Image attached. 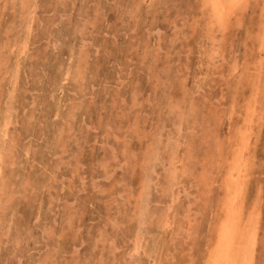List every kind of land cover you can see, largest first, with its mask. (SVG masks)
Segmentation results:
<instances>
[{"label":"rangeland","instance_id":"374dc122","mask_svg":"<svg viewBox=\"0 0 264 264\" xmlns=\"http://www.w3.org/2000/svg\"><path fill=\"white\" fill-rule=\"evenodd\" d=\"M39 1L41 2H38V0H31L27 9L23 10V8H21L20 6L21 0H17V3L16 0H4L3 2L2 0H0V72L1 70L3 71L0 73V152L2 151L1 153L8 158L10 155L13 156H11L12 160L11 158H9L10 162H8V159L4 156L6 164L3 163L0 168V179L3 180H0L3 183L2 184L0 182V188L2 187L0 189V211L3 208H7L3 209V211L0 212V234L2 233L0 235V241L1 237H4V239H2V241L0 242V264H5L7 259L8 263L6 264H204L205 258L207 256V250L209 248H212L215 244V234L218 222L221 218L220 212L222 213V205L220 206V204H224L226 201V199L223 198L225 200L224 201L222 197H224V195L226 194L224 185L228 180L227 174L229 172V167L233 165V160L235 159L237 154H239L238 152L241 151V146L244 144V142L247 144V146L244 148L245 150L243 149V162L245 163V170L242 172L243 174L241 173L242 180L240 182V195L243 192V197L241 195L240 197L242 198H240V200L242 199L243 201H245H241L242 208H244L243 220L247 221V218L251 219L253 223L251 222L252 224L249 223V225H253L255 223L258 230L256 236L257 244L256 251L253 257V264H262L264 262V54L261 51L264 52V0H248L246 6L241 9L242 11L238 10V13L236 12L233 17L230 18L227 25L228 27L225 26L224 28L226 30V33H224L225 30H222V34L219 33V30L215 31L217 33L214 34L215 41L213 43L212 41H209L208 38L209 31L207 30L209 29V27L207 26V17L209 15L208 12L210 11L208 6H206V0ZM134 1L138 4H135ZM151 2L153 3V5ZM115 5L117 6L115 7ZM6 9H9V11ZM7 13L9 15H7ZM30 14L32 17H29ZM38 14L39 17L36 18ZM200 15L202 16V18ZM13 16L15 18H13ZM239 18H241V21H239ZM233 19H235L236 22ZM242 19H244L243 21L245 22V24ZM26 26H28V28L32 30H28ZM32 26L34 28H32ZM223 33L225 35L224 37ZM217 37H219V40L217 39ZM24 41L26 43H24ZM57 42L59 43V45ZM220 42L223 44H218ZM24 46H26V50ZM256 48H258L257 51ZM23 50L25 53L23 52ZM15 51H17V54H15ZM202 56L204 58H202ZM86 58L87 60L85 61ZM242 58L244 59V61ZM258 58L259 60H257ZM242 61L244 64H241ZM220 62L222 63V65H220ZM60 63L62 64L61 67ZM64 63L67 64L65 65ZM259 63L262 66L257 65ZM18 65H20L19 68L17 67ZM254 66L258 69L254 68ZM8 68L9 70H7ZM61 68H64L66 71L64 69L62 70ZM245 68L250 71H247V69ZM17 70H19V72ZM84 70L87 74H85ZM54 71H56L57 73L55 74ZM73 71H75L76 73H74ZM94 71L96 72V74H94ZM60 74H62V78L60 77ZM170 74H175L173 75L174 80ZM55 75L57 76V78H55ZM254 75L256 76L254 77ZM170 77L172 79H170ZM17 78L20 80H18ZM7 80L9 83L7 82ZM169 80H171V82ZM238 80L239 82H237ZM249 83L252 84L250 85ZM255 86H257V89ZM258 87L260 88L258 89ZM76 88L78 89L76 90ZM168 92H170V94ZM119 94L121 95L119 96ZM154 94L156 96L154 97V99H151L153 98ZM258 94L260 95L259 97ZM200 95H205V98L201 96V100L199 98L197 99L196 97H200ZM251 97H253V99ZM104 99L106 100L105 102ZM195 99H197V101ZM250 99H252L253 102H251L252 100ZM152 100L155 103H153ZM198 100L202 103L204 108L207 109H202L201 107L203 106L201 104H198ZM245 100H247L248 102ZM255 104L259 105L256 106ZM188 107L192 109L190 110ZM211 107L213 110H210ZM199 109L204 111L200 112V114H204L201 115L204 116L205 120L201 115H199V111H201ZM196 110L199 111L196 112ZM257 110L259 113L257 112ZM11 111L13 112V114ZM231 111L233 113H231ZM2 112L4 114H2ZM67 112L69 114H67ZM238 112L240 114V117L242 116L241 118L238 116ZM232 114H234L235 116ZM197 115L201 117L197 118ZM244 115H248L247 118H245L246 121H243L245 120L243 118L246 117ZM256 116L259 117L257 118ZM206 117L209 119H207ZM219 118L222 119L221 122L218 121L221 120ZM73 119H75L74 122ZM4 120L5 122H7L8 120L7 133L5 135L3 131H1L2 125L5 126ZM177 120H179V122ZM228 120H230L231 122ZM241 120L242 122H240ZM197 121L199 122L197 123ZM232 121L236 122V124ZM258 121L261 123L259 124ZM202 122H204L203 126H207L209 124L207 126L208 130H213L212 133L218 135L216 136L210 133V136L213 135L215 137H211V139L210 137H206L207 135L204 136V134H207V132L209 133L210 131L204 132L203 129H206V126L203 127L201 125ZM217 122H220V125ZM215 123L219 126L217 125L216 127ZM212 124L215 126H213ZM178 125L180 128L178 127ZM246 125H249L250 127L252 126V129L250 128L249 130V134L251 135L246 136V133L244 135V131H246ZM231 126H235L236 128H231ZM191 127L193 129H191ZM77 128L79 129L77 130ZM105 128L108 130H106ZM178 128L180 129V132ZM91 129L95 132L91 131ZM200 129H202V133H200ZM232 129H234L235 132ZM239 129L241 131L243 129L244 130L241 132L238 131ZM88 131H90L91 133ZM230 131H233L235 133V139L230 138L231 135L234 134H231ZM137 133L139 134V136ZM240 134L242 137L240 136ZM174 137L177 138L175 139ZM187 137L189 138V140ZM147 138L149 139L145 141V139ZM206 138L210 139L211 141L207 140ZM227 138L230 139L228 140ZM247 138H249L248 141L246 140ZM213 139L215 141H213ZM123 140H126V142ZM141 140L145 141L147 144H145V142L143 143ZM230 140H233L232 142L234 143H232ZM93 141L96 143H94ZM208 141L209 143H207ZM228 141H230V143ZM91 142L94 144H92ZM225 142L227 143L225 144ZM204 143L208 144V146ZM125 144H128V146H126ZM194 144L196 147H192ZM220 144H223V146H225L223 147ZM233 144L235 147L231 148ZM105 145L107 146L105 147ZM163 145H165L164 147L168 149L167 150L165 148L166 152L163 148ZM172 145L174 146V148L177 147L174 149L175 154H173V156L171 154L174 153ZM209 145H212V147L210 146L209 148L210 150H208ZM158 148L160 149V153L161 151H164L160 154ZM190 149L192 150L190 151ZM217 149L220 151H218ZM233 150H235L236 152ZM8 151H11V153H7ZM133 151L135 152L132 153ZM212 151L215 154H213ZM190 152L192 153V155L190 154ZM221 152L224 156H220ZM167 153L169 154L170 158L169 156H167ZM209 153H211L212 155ZM216 153H218L217 157ZM202 154L205 156H202ZM189 155H191L192 158H196L192 166H197H194L195 168H193L192 170L188 169L189 167H192L191 163H193V160H190L192 162L188 161L189 158H191ZM162 156L165 157L162 158ZM225 156H228L230 158L227 159V157L225 158ZM146 157L148 160L146 159ZM150 157H153V159ZM220 157L223 158L224 161L226 159L228 161L226 160L225 163ZM149 158L153 161H150ZM166 159H169V161H167L169 162L168 164L165 161ZM250 159L252 160V162ZM215 160H218L219 162L223 161V165ZM112 162L114 164L116 163V165H114ZM150 162L155 163L156 167H153V163L151 164ZM123 163L125 164L123 165ZM162 163L165 164L162 165ZM207 163L210 166L207 165ZM214 163L215 166L216 164H221L222 166H220L222 168H218L217 166V169H215V166L213 167ZM126 164L128 165V167ZM7 165L9 167H7ZM161 166H163L162 168L168 170H159ZM224 166L228 170L226 168H223ZM3 167H6V170ZM149 167H152L153 171L149 169ZM199 167H201L202 169ZM204 167L207 168L205 169ZM251 167H253V169L250 170ZM128 168H132L134 170L131 169V172L130 169L128 170ZM143 168L147 171L142 170ZM2 169L5 172L4 174L3 171H1ZM218 169L220 170L218 171ZM190 170L194 172L191 173ZM200 171L201 174H195ZM205 171L207 177L205 175ZM224 171H226L227 173ZM146 172L149 173L147 174ZM189 172L192 178L189 176ZM157 173L160 175L159 177L162 176L163 182L161 181L162 179L158 177ZM209 173L211 177H213V179L209 177ZM216 173L218 176L216 175ZM3 175L6 177H4ZM196 175H198V178L195 177ZM187 177H190V179L192 180L190 181ZM215 177L217 178V180ZM218 178L223 179L220 181ZM210 179L211 181H209ZM158 180L164 184L161 183V185ZM173 180L175 182H173ZM207 180L209 181V183L211 182V184H208ZM214 180H216V182ZM9 181H11L12 183L10 182V184ZM194 181L196 185L194 184ZM196 181L199 182L196 183ZM7 183H9L10 185ZM47 183H50V185ZM167 183H169L168 185H171L168 187V185H166ZM201 184L203 185V188L205 186L204 190H206V192L201 188ZM208 185L212 186H210L209 188ZM220 185H223L224 188ZM152 186L155 188L154 190ZM160 186H162V189L159 188ZM133 187H135V189ZM188 187L192 188V190ZM4 188L5 193L3 190ZM165 188L169 191H167ZM170 189L172 190V194H170ZM213 189L214 191H212ZM185 191L187 194L185 193ZM194 192H196L197 194L200 193L201 195H197ZM5 194L6 197L4 196ZM166 194H169L172 199L170 197L168 199L169 195L166 196ZM144 196L145 200L143 199ZM164 196H166L165 199ZM119 197L121 198V200ZM158 197H160V199ZM156 198H158V200ZM192 198L195 199L196 202ZM170 199L171 202H169ZM161 200L163 202L159 203V201ZM8 202H10V205H5ZM179 204H182L180 205L182 206V208L179 206ZM66 205L67 207L65 208ZM138 205L141 212H143L144 210L147 211L146 209L149 208L147 212L144 211L146 214L148 213L146 215V217L148 218L142 217L143 219L141 225L139 221H137L140 214ZM196 206H198L197 209H195ZM152 207L153 210L151 209ZM166 208H168L169 211H167L168 209ZM192 209L195 210L192 211ZM128 210L129 212H132L131 215L128 213ZM253 210L255 211L252 213ZM65 211H67V214L69 216L65 213ZM166 211L168 212V214ZM197 211L200 213H197ZM149 212H151V214ZM190 212L193 215H190ZM202 213L205 214L203 215ZM149 214L151 216L154 215V218L148 216ZM176 214L178 217L176 216ZM175 216L176 219H174ZM10 217H12V219ZM59 217H61V219ZM150 217L152 221L149 222V220H151ZM164 217L171 219V225L167 226L166 228L163 224L165 219ZM132 218L134 219V221ZM42 219L46 221L45 224L44 221L40 223ZM259 219L260 221H258ZM144 220L148 222L146 223L144 222ZM155 220L157 221L154 223L153 221ZM176 220H178V222ZM54 221L57 222L54 223ZM70 222L72 223V225ZM53 223L54 225L53 227H51V224ZM114 223L116 225H114ZM142 224H144V226ZM150 224L152 225V227H150ZM3 225L6 226V230ZM41 225L44 226L42 227L43 230L40 229ZM177 227L179 229H176ZM10 228H13V230ZM18 230L20 231V233ZM10 231L13 233H11ZM176 231L178 234H176ZM68 232H70V234ZM43 234L45 238H43ZM50 234L52 235L50 236ZM15 235L17 236V239ZM137 235L139 239L141 236L140 241L141 246L143 247V249L140 250L138 256L134 253V243H136L138 239ZM6 237L8 240L10 238L11 239L9 241H6ZM17 240H19V243L17 242ZM22 243H26L27 246L26 244L23 245ZM55 243L57 246L54 245ZM16 244L18 245V247L16 246ZM53 245L54 248L52 247ZM11 248L15 250L12 251ZM48 249L49 251L51 250L52 253H49V251H47ZM55 251H58V253H60L56 254ZM15 255L17 256L16 259L19 257L20 258L14 260ZM5 257H7V259H5ZM201 257L202 259L200 260ZM54 259H56V261ZM45 261L47 263H45Z\"/></svg>","mask_w":264,"mask_h":264},{"label":"bare ground","instance_id":"6f19581e","mask_svg":"<svg viewBox=\"0 0 264 264\" xmlns=\"http://www.w3.org/2000/svg\"><path fill=\"white\" fill-rule=\"evenodd\" d=\"M4 0H2V2H3ZM20 1V0H19ZM30 1L31 0H21V5H20V2H19V5L21 6V8H23V10H25V9H27V7L29 6V3H30ZM33 1V0H32ZM122 1V0H121ZM120 1V2H121ZM144 1V0H143ZM155 1V0H154ZM255 1V0H254ZM15 2V1H14ZM35 2V1H34ZM38 2H41V1H39L38 0ZM50 2V1H49ZM125 2V1H124ZM150 2V1H149ZM10 3H11V1H10ZM16 3H17V0H16ZM51 3H52V1H51ZM122 3V2H121ZM128 3V2H127ZM134 3H135V1H134ZM133 3V4H134ZM141 3V2H140ZM152 3V2H151ZM156 3V2H155ZM246 3H248V0H206V6H208V8H209V11L210 12H208L209 13V15H208V17H207V26L209 27V29L207 30V31H209V36H208V38H209V41H212V43L215 41L214 40V34H216L217 32H215L216 30L218 31L219 30V33H221L222 34V30H225L224 28H225V26L226 27H228L227 25H228V23H229V20H230V18L231 17H233V15L238 11V10H241V9H243L245 6H246ZM263 3V2H262ZM1 4V3H0ZM32 4V3H31ZM41 4V3H40ZM118 4V3H117ZM125 4V3H124ZM123 4V5H124ZM135 4H138V3H135ZM264 4V3H263ZM18 5V6H19ZM38 5V4H37ZM42 5V4H41ZM54 5V4H53ZM58 5V4H57ZM121 5V4H120ZM152 5H153V3H152ZM44 6V5H43ZM59 6V5H58ZM117 5H115V7H116ZM134 6V5H133ZM132 6V7H133ZM136 6V5H135ZM155 6H156V4H155ZM50 7V6H49ZM124 7V6H123ZM137 7V6H136ZM122 8V7H121ZM131 8V7H130ZM139 8V7H138ZM156 8H157V6H156ZM2 9V8H1ZM14 9V8H13ZM34 9H35V5H34ZM71 9V8H70ZM6 10H8L9 11V9H6ZM20 10V9H19ZM44 10V9H43ZM47 10V9H46ZM50 10V9H49ZM117 10V9H116ZM11 11V10H10ZM14 11H16V10H14ZM34 11V10H33ZM36 11H37V9H36ZM118 11V10H117ZM133 11V10H132ZM131 11V12H132ZM135 11H137V10H135ZM242 11V10H241ZM240 11V12H241ZM23 12V11H22ZM26 12V11H25ZM101 12V11H100ZM109 12V11H108ZM114 12H115V9H114ZM128 12H130V11H128ZM12 13V12H11ZM16 13V12H15ZM18 13V12H17ZM35 13V12H34ZM102 13V12H101ZM238 13V12H237ZM6 14V13H5ZM100 14V13H99ZM125 14V13H124ZM201 14H202V12H201ZM7 15H9L8 13H7ZM6 15V16H7ZM15 16V15H14ZM13 16V18H15ZM21 16V15H20ZM49 16V15H48ZM103 16H104V14H103ZM118 16V15H117ZM154 16V15H153ZM201 16V15H200ZM199 16V17H200ZM207 16V15H206ZM236 16H237V14H236ZM8 17V16H7ZM29 17H32L31 16V14L29 15ZM36 17V16H35ZM39 17V14H38V16L36 17V18H38ZM45 17V16H44ZM65 17V16H64ZM119 17V16H118ZM4 18V17H3ZM11 18V17H10ZM33 18H34V16H33ZM98 18H99V16H98ZM100 18H101V16H100ZM201 18H202V16H201ZM6 19V18H5ZM8 19V18H7ZM93 19V18H92ZM105 19H107V18H105ZM204 19H205V17H204ZM15 20V19H14ZM18 20V19H17ZM28 20V19H27ZM37 20V19H36ZM104 20V19H103ZM233 20H235V19H233ZM244 19H242V21H243ZM1 21V20H0ZM3 21V20H2ZM13 21V20H12ZM29 21H30V19H29ZM31 21H32V18H31ZM34 21V20H33ZM44 21V20H43ZM100 21V20H99ZM122 21V20H121ZM239 21H241V18H239ZM246 21V20H245ZM22 22H23V20H22ZM84 22H86V21H84ZM120 22V21H119ZM124 22V21H123ZM235 22H236V20H235ZM244 22V21H243ZM14 23H16V22H14ZM94 23V22H93ZM247 23V22H246ZM9 24V23H8ZM37 24H39V23H37ZM92 24V23H91ZM151 24V23H150ZM154 24V23H153ZM182 24H183V22H182ZM242 24V23H241ZM244 24H245V22H244ZM262 24V23H261ZM264 24V23H263ZM30 25V24H29ZM32 25V24H31ZM82 25H84V24H82ZM123 25V24H122ZM152 25V24H151ZM197 25V24H196ZM206 25V24H205ZM204 25V26H205ZM259 25V24H258ZM9 26V25H8ZM22 26V25H21ZM20 26V27H21ZM38 26V25H37ZM39 26H42V25H39ZM94 26V25H93ZM110 26V25H109ZM200 26V25H199ZM236 26V25H235ZM246 26V25H245ZM27 28H28V26H26ZM133 27V26H132ZM237 27V26H236ZM32 28H34L33 26H32ZM120 28V27H119ZM136 28V27H135ZM200 28V27H199ZM204 28V27H203ZM30 28H28V30H29ZM75 29V28H74ZM82 29V28H81ZM96 29V28H95ZM102 29V28H101ZM156 29V28H155ZM260 29V28H259ZM263 29V28H262ZM14 30V29H13ZM26 30V29H25ZM32 29H30V31H31ZM97 30V29H96ZM203 30V29H202ZM76 31V30H75ZM135 31V30H134ZM228 31V30H227ZM237 31V30H236ZM257 31H259V30H257ZM17 32V31H16ZM136 32V31H135ZM206 32V31H205ZM204 32V33H205ZM230 32V31H229ZM224 33H226V30L224 31ZM224 33H223V37L225 36L224 35ZM261 33V32H260ZM12 34H13V32H12ZM18 34V33H17ZM29 34V33H28ZM32 34V33H31ZM83 34V33H82ZM85 34V33H84ZM133 34H134V32H133ZM26 35V34H25ZM126 35V34H125ZM137 35V34H136ZM140 35V34H139ZM218 35V34H217ZM216 35V36H217ZM21 36V35H20ZM13 37V36H12ZM29 37H31V36H29ZM88 37H89V35H88ZM91 37V36H90ZM98 38V37H97ZM208 38H206V39H208ZM217 39L219 40V37H217ZM220 39H221V37H220ZM223 39V38H222ZM175 40H176V38H175ZM28 41V40H27ZM222 41V40H221ZM29 42V41H28ZM59 42V41H58ZM57 42V43H58ZM259 42V41H258ZM15 43V42H14ZM24 43H26L25 41H24ZM30 43V42H29ZM55 43H56V41H55ZM209 43V42H208ZM211 43V44H212ZM216 43V42H215ZM16 44V43H15ZM23 44V43H22ZM218 44H223V43H218ZM259 44V43H258ZM258 44H257V47H258ZM10 45V44H9ZM18 45V44H17ZM55 45V44H54ZM58 45H59V43H58ZM85 45V44H84ZM159 45V44H158ZM171 45V44H170ZM208 45V44H207ZM214 45V44H213ZM255 45V44H254ZM261 45V44H260ZM223 46V45H222ZM231 46V45H230ZM256 46V45H255ZM21 47V46H20ZM36 47V46H35ZM56 47V46H55ZM82 47V46H81ZM135 47V46H134ZM225 47V46H224ZM264 47V46H263ZM15 48H18V47H15ZM24 48H25V50H26V46H24ZM45 48V47H44ZM52 48V47H51ZM83 48V47H82ZM133 48V47H132ZM214 48H215V46H214ZM227 48V47H226ZM244 48V47H243ZM10 49H12V48H10ZM213 49V48H212ZM222 49V48H221ZM236 49V48H235ZM51 50V49H50ZM79 50V49H78ZM139 50V49H138ZM216 50V49H215ZM223 50V49H222ZM230 50V49H229ZM244 50V49H243ZM251 50V49H250ZM258 50V48H256V51ZM260 50H262V49H260ZM140 51V50H139ZM210 51V50H209ZM231 51V50H230ZM232 51H233V47H232ZM252 51V50H251ZM253 51H254V49H253ZM255 51V52H256ZM17 51H15V54H17L16 53ZM20 52V51H19ZM23 52H24V50H23ZM136 52V51H135ZM222 52V51H221ZM263 54H264V52L263 51H261ZM6 53V52H5ZM25 53V52H24ZM23 53V54H24ZM146 53V52H145ZM238 53V52H237ZM250 53V52H249ZM14 54V55H15ZM19 54V53H18ZM48 54V53H47ZM227 54V53H226ZM233 54V53H232ZM255 54V53H254ZM262 54V55H263ZM21 55V54H20ZM78 55V54H77ZM103 55V54H102ZM228 55V54H227ZM244 55V54H243ZM71 56V55H70ZM86 56V55H85ZM236 56V55H235ZM234 56V57H235ZM254 56V55H253ZM258 56H260V55H258ZM231 57V56H230ZM237 57V56H236ZM251 57V56H250ZM249 57V58H250ZM2 58V57H1ZM90 58V57H89ZM202 58H204L203 56H202ZM214 58V57H213ZM260 58V57H259ZM259 58L257 59V60H259ZM264 58V57H263ZM16 59H17V57H16ZM21 59V58H20ZM68 59V58H67ZM98 59H99V57H98ZM132 59H133V55H132ZM131 59V60H132ZM225 59H226V57H225ZM243 59V58H242ZM71 60V59H70ZM87 60V58L85 59V61ZM221 60V59H220ZM261 60V59H260ZM263 60V59H262ZM10 61H11V59H10ZM20 61V60H19ZM46 61V60H45ZM83 61V60H82ZM209 61V60H208ZM238 61V60H237ZM243 61H244V59H243ZM243 61L241 62V64L243 63ZM253 61V60H252ZM254 61H255V58H254ZM60 62V61H59ZM84 62V61H83ZM142 62V61H141ZM219 62V61H218ZM218 62H216V63H218ZM9 63V62H8ZM69 63V62H68ZM93 63V62H92ZM221 63V62H220ZM246 63V62H245ZM250 63V62H249ZM262 63H263V61H262ZM1 64V63H0ZM50 64V63H49ZM61 64V63H60ZM65 65L67 64V63H64ZM63 64V65H64ZM90 64V63H89ZM88 64V65H89ZM140 64V63H139ZM142 64V63H141ZM211 64V63H210ZM224 64V63H223ZM244 64V63H243ZM247 64V63H246ZM253 64V63H252ZM256 64V63H255ZM87 65V64H86ZM220 65H222V63L220 64ZM225 65H226V63H225ZM257 65H260V63L259 64H257ZM256 65V66H257ZM4 66V65H3ZM8 66V65H7ZM10 66V65H9ZM19 66L20 65H18L17 67L19 68ZM62 66V64L60 65V67ZM68 66V65H67ZM84 66V65H83ZM90 66V65H89ZM96 66V65H95ZM191 66V65H190ZM189 66V67H190ZM236 66V65H235ZM246 66H248V65H246ZM260 66H262V65H260ZM260 66H258V67H260ZM13 67V66H12ZM34 67V66H33ZM74 67V66H73ZM115 67V66H114ZM141 67V66H140ZM162 67V66H161ZM200 67V66H199ZM219 67V66H218ZM232 67V66H231ZM250 67V66H249ZM249 67H247V68H249ZM252 67V66H251ZM21 68V67H20ZM42 68V67H41ZM46 68V67H45ZM81 68V67H80ZM90 68V67H89ZM95 68V67H94ZM104 68V67H103ZM188 68V67H187ZM247 68H245V69H247ZM254 68H257V67H255L254 66ZM253 68V69H254ZM262 68V67H261ZM5 69H6V67H5ZM16 69V68H15ZM62 69V68H61ZM64 69V68H63ZM62 69V70H63ZM91 69V68H90ZM106 69V68H105ZM129 69V68H128ZM138 69V68H137ZM165 69V68H164ZM258 69V68H257ZM260 69V68H259ZM7 70H9V68L7 69ZM7 70H6V72H7ZM21 70V69H20ZM55 70V69H54ZM57 70V69H56ZM61 70V71H62ZM65 70V69H64ZM83 70V69H82ZM92 70V69H91ZM256 70V69H255ZM18 72H19V70H17ZM46 71V70H45ZM66 71V70H65ZM70 71H72V70H70ZM205 71V70H204ZM220 71V70H219ZM247 71H250V70H248L247 69ZM246 71V72H247ZM254 71V70H253ZM262 71V70H261ZM1 72H3L2 70H1ZM0 72V73H1ZM11 72V71H10ZM13 72H15V71H13ZM17 72V73H18ZM33 72V71H32ZM55 72V74L57 73L56 71H54ZM69 72V71H68ZM74 73H76L75 71H73ZM72 72V73H73ZM84 72H85V70H84ZM95 72V71H94ZM133 72V71H132ZM171 72V71H170ZM258 72V71H257ZM260 72V71H259ZM12 73V72H11ZM20 73H21V71H20ZM27 73V72H26ZM59 73V72H58ZM73 73V74H74ZM105 73V72H104ZM136 73V72H135ZM251 73H253V72H251ZM264 73V72H263ZM8 74H10V73H8ZM34 74V73H33ZM85 74H87L86 72H85ZM89 74H90V72H89ZM94 74H96V72L94 73ZM119 74V73H118ZM168 74V73H167ZM14 75V74H13ZM21 75V74H20ZM61 75L62 74H60V77H61ZM78 75V74H77ZM122 75V74H121ZM139 75V74H138ZM171 76H172V78H173V80H174V76L173 75H175V74H170ZM169 75V76H170ZM177 75V74H176ZM253 75V74H252ZM262 75V74H261ZM264 75V74H263ZM11 76V75H10ZM45 76V75H44ZM50 76V75H49ZM56 76V75H55ZM57 76H58V74H57ZM57 76L55 77V78H57ZM65 76V75H64ZM67 76V75H66ZM74 76V75H73ZM82 76V75H81ZM107 76V75H106ZM160 76V75H159ZM256 75H254V77H255ZM5 77H6V74H5ZM21 77V76H20ZM69 77V76H68ZM89 77V76H88ZM112 77V76H111ZM258 77V76H257ZM261 77V76H260ZM264 77V76H263ZM19 78V77H18ZM17 78V79H18ZM62 78V77H61ZM64 78H66V77H64ZM95 78H96V76H95ZM94 78V79H95ZM106 78V77H105ZM114 78V77H113ZM171 77H170V79H172ZM179 78V77H178ZM188 78V77H187ZM22 79V78H21ZM46 79H48V78H46ZM84 79H85V77H84ZM125 79V78H124ZM264 79V78H263ZM5 80V79H4ZM18 80H20V79H18ZM58 80H59V78H58ZM69 80V79H68ZM72 80V79H71ZM96 80V79H95ZM102 80V79H101ZM108 80V79H107ZM166 80V79H165ZM164 80V81H165ZM176 80V79H175ZM255 80V79H254ZM6 81V80H5ZM4 81V82H5ZM15 81H17V80H15ZM30 81V80H29ZM53 81V80H52ZM64 81V80H63ZM70 81V80H69ZM73 81V80H72ZM81 81V80H80ZM163 81V82H164ZM170 82H171V80H169ZM168 81V82H169ZM236 81V80H235ZM251 81V80H250ZM249 81V82H250ZM264 81V80H263ZM7 82H8V80H7ZM74 82H75V80H74ZM73 82V83H74ZM78 82V81H77ZM134 82V81H133ZM132 82V83H133ZM177 82V81H176ZM237 82H239V80L237 81ZM9 83V82H8ZM72 83V84H73ZM94 83V82H93ZM119 83V82H118ZM135 83V82H134ZM254 83H255V81H254ZM263 83V82H262ZM1 84H2V82H1ZM16 84V83H15ZM14 84V85H15ZM22 84V83H21ZM30 84V83H29ZM35 84V83H34ZM77 84V83H76ZM83 84V83H82ZM123 84V83H122ZM162 84V83H161ZM171 84H173V83H171ZM233 84V83H232ZM250 85L252 84V83H249ZM259 84V83H258ZM4 85V84H3ZM2 85V86H3ZM60 85V84H59ZM66 85V84H65ZM65 85H63V86H65ZM119 85V84H118ZM132 85V84H131ZM145 85V84H144ZM143 85V86H144ZM163 85V84H162ZM161 85V86H162ZM168 85V84H167ZM191 85V84H190ZM237 85H240V84H237ZM236 85V86H237ZM264 85V84H263ZM5 86H6V84H5ZM13 86V85H12ZM16 86V85H15ZM30 86V85H29ZM39 86V85H38ZM41 86V85H40ZM77 86H78V84H77ZM104 86V85H103ZM121 86V85H120ZM126 86V85H125ZM124 86V87H125ZM141 86V85H140ZM173 86V85H172ZM187 86V85H186ZM228 86V85H227ZM258 86V85H257ZM257 86H255L256 87V89H257ZM260 86V85H259ZM17 87H18V85H17ZM79 87V86H78ZM157 87V86H156ZM174 87V86H173ZM241 87V86H240ZM246 87V86H245ZM248 87H249V85H248ZM247 87V88H248ZM262 87V86H261ZM30 88V87H29ZM33 88V87H32ZM105 88H106V86H105ZM107 88H108V86H107ZM164 88V87H163ZM171 88V87H170ZM225 88V87H224ZM254 88V87H253ZM260 87H258V89H259ZM17 89V88H16ZM38 89V88H37ZM40 89H42V88H40ZM78 88H76V90H77ZM112 89V88H111ZM121 89V88H120ZM156 89V88H155ZM162 89V88H161ZM166 89V88H165ZM167 89H168V87H167ZM179 89V88H178ZM182 89V88H181ZM235 89V88H234ZM15 90V89H14ZM27 90V89H26ZM131 90V89H130ZM149 90V89H148ZM180 90V89H179ZM244 90V89H243ZM242 90V91H243ZM251 90V89H250ZM250 90H249V92H250ZM261 90H263V89H261ZM3 91V90H2ZM6 91V90H5ZM9 91V90H8ZM23 91V90H22ZM30 91V90H29ZM43 91V90H42ZM46 91V90H45ZM105 91V90H104ZM107 91H108V89H107ZM116 91V90H115ZM226 91H228V90H226ZM264 91V90H263ZM10 92V91H9ZM15 92V91H14ZM13 92V93H14ZM36 92V91H35ZM103 92V91H102ZM158 92V91H157ZM205 92V91H204ZM255 92V91H254ZM32 93V92H31ZM51 93V92H50ZM84 93H86V92H84ZM164 93H166V92H164ZM169 94H170V92H168ZM196 93V92H195ZM239 93V92H238ZM260 93V92H259ZM3 94V93H2ZM8 94V93H7ZM80 94V93H79ZM110 94V93H109ZM150 94V93H149ZM204 94V93H203ZM234 94V93H233ZM9 95V94H8ZM18 95V94H17ZM106 95H107V93H106ZM121 94H119V96H120ZM156 95H157V93H156ZM155 94H154V96H153V98H151V99H154V97L156 96ZM165 95V94H164ZM3 96H5V95H3ZM10 96V95H9ZM48 96V95H47ZM82 96V95H81ZM94 96V95H93ZM104 96V95H103ZM168 96V95H167ZM182 96V95H181ZM201 96L202 95H200V97H196L197 99L199 98H201ZM205 96V95H204ZM204 96H202V97H204ZM232 96V95H231ZM235 96V95H234ZM252 96V95H251ZM257 96V95H256ZM256 96H255V98H256ZM260 95L258 94V97H259ZM31 97V96H30ZM35 97V96H34ZM69 97V96H68ZM72 97V96H71ZM79 97V96H78ZM96 97V96H95ZM109 97H110V95H109ZM116 97V96H115ZM178 97V96H177ZM2 98V97H1ZM205 98V97H204ZM248 98V97H247ZM252 99H253V97H251ZM36 99H38V98H36ZM41 99V98H40ZM57 99H58V97H57ZM145 99V98H144ZM148 99H149V97H148ZM180 99V98H179ZM197 99H195L196 101H197ZM252 99H250V100H252ZM102 100V99H101ZM101 100H100V102H101ZM201 100V99H200ZM255 100V99H254ZM258 100H260V99H258ZM262 100V99H261ZM77 101V100H76ZM91 101V100H90ZM106 100L104 99V102H105ZM116 101V100H115ZM119 101V100H118ZM151 101V100H150ZM159 101V100H158ZM199 101V100H198ZM203 101V100H202ZM205 101V100H204ZM245 101H247V100H245ZM2 102V101H1ZM6 102V101H5ZM5 102H3V103H5ZM9 102V101H8ZM14 102V101H13ZM35 102V101H34ZM146 102V101H145ZM149 102V101H148ZM147 102V103H148ZM152 102H153V100H152ZM164 102V101H163ZM167 102V101H166ZM190 102V101H189ZM248 102V101H247ZM251 102H253V100L251 101ZM96 103V102H95ZM129 103V102H128ZM153 103H155V102H153ZM195 103V102H194ZM213 103V102H212ZM215 103V102H214ZM244 103V102H243ZM35 104V103H34ZM34 104H32V105H34ZM43 104V103H42ZM93 104V103H92ZM105 104V103H104ZM139 104H141V103H139ZM149 104V103H148ZM151 104V103H150ZM161 104V103H160ZM188 104V103H187ZM197 104V103H196ZM199 105L201 104L202 105V103L199 101V103H198ZM197 104V105H198ZM207 104V103H206ZM210 104V103H209ZM247 104V103H246ZM254 104V103H253ZM252 104V105H253ZM6 105V104H5ZM16 105V104H15ZM66 105H68V104H66ZM103 105V104H102ZM125 105V104H124ZM147 105V104H146ZM195 105V104H194ZM205 105V104H204ZM223 105V104H222ZM230 105H231V103H230ZM232 105H233V103H232ZM256 105V104H255ZM257 105H259V104H257ZM256 105V106H257ZM72 106V105H71ZM81 106V105H80ZM83 106V105H82ZM119 106V105H118ZM203 106V105H202ZM246 106V105H245ZM250 106V105H249ZM4 107V106H3ZM14 107V106H13ZM64 107V106H63ZM76 107H77V105H76ZM75 107V108H76ZM110 107V106H109ZM146 107V106H145ZM197 107V106H196ZM199 107V106H198ZM5 108V107H4ZM68 108V107H67ZM74 108V109H75ZM114 108V107H113ZM117 108V107H116ZM158 108V107H157ZM163 108V107H162ZM189 109H190V107H188ZM202 109L204 108V106L203 107H201ZM246 108V107H245ZM251 108V107H250ZM250 108H248V109H250ZM254 108V107H253ZM252 108V109H253ZM15 109V108H14ZM13 109V110H14ZM64 109V108H63ZM65 109H66V107H65ZM78 109V108H77ZM160 109V108H159ZM192 109V108H191ZM190 109V110H191ZM204 109H207V108H204ZM233 109V108H232ZM242 109V108H241ZM247 109V108H246ZM53 110V109H52ZM60 110V109H59ZM76 110V109H75ZM103 110H105V109H103ZM151 110V109H150ZM158 110V109H157ZM199 110H201V109H199ZM199 110H196V112L197 111H199ZM210 110H213L212 109V107H211V109ZM216 110H217V108H216ZM244 110V109H243ZM2 111V110H1ZM3 111H4V109H3ZM77 111V110H76ZM144 111V110H143ZM186 111V110H185ZM206 111V110H205ZM209 111V110H208ZM225 111H226V109H225ZM234 111V110H233ZM251 111V110H250ZM12 112V111H11ZM58 112H60V111H58ZM64 112V111H63ZM78 112V111H77ZM98 112V111H97ZM184 112V111H183ZM192 112V111H191ZM200 112H204V111H199V115H204L203 113H201L200 114ZM211 112V111H210ZM224 112V111H223ZM247 112V111H246ZM252 112V111H251ZM257 112H258V110H257ZM116 113V112H115ZM190 113V112H189ZM216 113V112H215ZM220 113V112H219ZM231 113H233L232 111H231ZM259 113V112H258ZM264 113V112H263ZM1 114V113H0ZM2 114H4L3 112H2ZM12 114H13V112H12ZM25 114V113H24ZM64 114V113H63ZM66 114V113H65ZM67 114H69L68 112H67ZM76 114V113H75ZM112 114H113V112H112ZM160 114V113H159ZM185 114V113H184ZM198 114V113H197ZM221 114V113H220ZM238 114H239V112H238ZM237 114V115H238ZM243 114H246V113H243ZM249 114V113H248ZM251 114V113H250ZM260 114H261V111H260ZM6 115V114H5ZM26 115V114H25ZM73 115V114H72ZM120 115V114H119ZM186 115V114H185ZM199 115H197L196 117L197 118H199V117H201V116H199ZM206 115V114H205ZM211 115V114H210ZM232 115H234V114H232ZM236 115V116H237ZM254 115H255V113H254ZM2 116V115H1ZM33 116V115H32ZM74 116V115H73ZM80 116V115H79ZM106 116H107V114H106ZM110 116V115H109ZM137 116H138V114H137ZM142 116V115H141ZM144 116H146V115H144ZM151 116V115H150ZM177 116V115H176ZM193 116V115H192ZM191 116V117H192ZM208 116V115H207ZM235 116V115H234ZM239 117H240V114L238 115ZM237 116V117H238ZM244 116H246V115H244ZM243 116V117H244ZM248 116V115H247ZM247 116L246 117H244L243 119H245V118H247ZM252 116H253V114H252ZM262 116H263V114H262ZM57 117V116H56ZM61 117V116H60ZM68 117V116H67ZM66 117V118H67ZM71 117V116H70ZM101 117V116H100ZM195 117V118H196ZM215 117V116H214ZM242 117V116H241ZM240 117V118H241ZM257 117V116H256ZM259 117V116H258ZM257 117V118H258ZM10 118V117H9ZM64 118V117H63ZM72 118V117H71ZM74 118H76V117H74ZM193 118V117H192ZM202 118H204V116H202ZM202 118H200V119H202ZM207 118V117H206ZM222 118H223V115H222ZM230 118H233V117H230ZM252 118V117H251ZM4 119V118H3ZM29 119V118H28ZM55 119H57V118H55ZM147 119V118H146ZM161 119V118H160ZM185 119V118H184ZM190 119V118H189ZM188 119V120H189ZM207 119H209V118H207ZM207 119H206V121H207ZM219 119H221V118H219ZM226 119H227V117H226ZM260 119V118H259ZM2 120V119H1ZM68 120V119H67ZM74 120L75 119H73V122H74ZM82 120V119H81ZM149 120V119H148ZM148 120H147V122H148ZM198 120V119H197ZM204 120H205V118H204ZM225 120V119H224ZM230 120H232V119H230ZM230 120H228V121H230ZM234 120V119H233ZM235 120H238V119H235ZM264 120V119H263ZM9 121H10V119H9ZM72 121V120H71ZM80 121V120H79ZM83 121V120H82ZM81 121V122H82ZM99 121V120H98ZM123 121V120H122ZM178 122H179V120H177ZM183 121V120H182ZM218 121H222V119L221 120H218ZM243 121H246V119L245 120H243ZM260 121V120H259ZM258 121V123L260 124L261 122H259ZM2 122V121H1ZM4 122H5V120H4ZM7 122H8V120H7ZM7 122H5V126H3L2 125V129H1V131H3V133H4V135L7 133ZM104 122V121H103ZM116 122V121H115ZM189 122V121H188ZM191 122V121H190ZM194 122V121H193ZM199 121H197V123H198ZM201 122V121H200ZM220 122H217V123H219V125H220ZM231 122V121H230ZM229 122V123H230ZM232 122H234V121H232ZM240 122H242V120L240 121ZM10 123H11V121H10ZM36 123V122H35ZM62 123V122H61ZM66 123V122H65ZM100 123V122H99ZM117 123V122H116ZM118 123H119V121H118ZM132 123V122H131ZM192 123V122H191ZM203 123L204 122H202V126H203ZM235 124H236V122H234ZM249 123V122H248ZM9 124V123H8ZM25 124V123H24ZM127 124H128V122H127ZM127 124H126V126H127ZM135 124V123H134ZM189 124V123H188ZM216 124V123H215ZM250 124H252V123H250ZM258 124V125H259ZM10 125V124H9ZM58 125V124H57ZM193 125V124H192ZM192 125H190V126H192ZM200 125V126H201ZM209 125V124H208ZM207 125V126H208ZM213 125V124H212ZM211 125V126H212ZM217 125L218 124H216V127H217ZM218 125V126H219ZM232 125H234V124H232ZM0 126H1V124H0ZM70 126V125H69ZM78 126V125H77ZM103 126V125H102ZM136 126V125H135ZM177 126V125H176ZM199 126V127H200ZM201 126V127H202ZM206 126V125H205ZM205 126H203V127H205ZM207 126H206V129L204 128L203 130H204V132H206V131H210V130H208V128H207ZM213 126H215V125H213ZM236 126V125H235ZM235 126H231V128L232 127H235ZM241 126H243V125H241ZM80 127V126H79ZM83 127V126H82ZM86 127H88V126H86ZM173 127V126H172ZM175 127V126H174ZM178 127H179V125H178ZM182 127H184V126H182ZM230 127V126H229ZM237 127V126H236ZM235 127V128H236ZM255 127H257V126H255ZM81 128V127H80ZM90 128V127H89ZM101 128H103V127H101ZM121 128V127H120ZM128 128V127H127ZM134 128V127H133ZM180 128V127H179ZM178 128V129H179ZM195 128V127H194ZM197 128V127H196ZM220 128V127H219ZM230 128V129H231ZM238 128V127H237ZM250 128L252 129V126L250 127L249 125L247 126L246 125V131H244V135H245V133H246V136L247 135H251V134H249V130H250ZM10 129V128H9ZM79 128H77V130H78ZM86 129V128H85ZM106 129V128H105ZM175 129V128H174ZM177 129V130H178ZM191 129H193L192 127H191ZM18 130V129H17ZM81 130H83V129H81ZM80 130V131H81ZM90 130V129H89ZM106 130H108V129H106ZM111 130V129H110ZM130 130V129H129ZM165 130H167V129H165ZM187 130V129H186ZM202 129H200V131H201ZM215 130V129H214ZM221 130V129H220ZM227 130V129H226ZM233 131H234V129H232ZM244 130V129H243ZM242 130V131H243ZM9 131V130H8ZM91 131H94V130H92L91 129ZM101 131V130H100ZM127 131V130H126ZM132 131H134V130H132ZM148 131V130H147ZM182 131H183V129H182ZM189 131V130H188ZM198 131V130H197ZM196 131V132H197ZM231 132L230 131V133L232 134V133H234V132ZM238 131H241L240 129L238 130ZM241 131V132H242ZM257 131V130H256ZM77 132V131H76ZM86 132V131H85ZM88 132H90V131H88ZM95 132V131H94ZM166 132V131H165ZM169 132V131H168ZM179 132H180V129H179ZM213 132V130L212 131H210L209 133L207 132V134H204V136L205 135H207L206 137H210V139H211V137L212 138H215L213 135H218V134H213L212 133ZM240 132V133H241ZM255 132V131H254ZM19 133V132H18ZM70 133H72V132H70ZM82 133V132H81ZM91 133V132H90ZM131 133V132H130ZM133 133V132H132ZM177 133V132H176ZM192 133V132H191ZM194 133V132H193ZM200 133H202V131L200 132ZM210 133H212L211 135L212 136H210ZM227 133V132H226ZM237 133V132H236ZM252 133V132H251ZM128 134V133H127ZM138 134V133H137ZM142 134V133H141ZM152 134V133H151ZM199 134V133H198ZM208 134H209V136H208ZM220 134V133H219ZM230 134V135H231ZM253 134V133H252ZM256 134H258V133H256ZM80 135V134H79ZM126 135V134H125ZM144 135V134H143ZM154 135V134H153ZM179 135V134H178ZM201 135V134H200ZM200 135H199V137H200ZM229 135V136H230ZM234 135V136H233ZM103 136H105V135H103ZM138 136H139V134H138ZM141 136V135H140ZM146 136V135H145ZM152 136V135H151ZM186 136H188V135H186ZM198 136V135H197ZM233 136V137H232ZM239 136V135H238ZM240 136H241V134H240ZM4 137V136H3ZM115 137V136H114ZM235 137V133L234 134H232L231 135V137L230 138H234ZM242 137V136H241ZM72 138V137H71ZM82 138V137H81ZM168 138V137H167ZM175 139L177 138V137H174ZM180 138V137H179ZM188 138V137H187ZM191 138V137H190ZM193 138H194V136H193ZM195 138H197V137H195ZM203 138V137H202ZM229 138V139H230ZM246 138V137H245ZM21 139V138H20ZM122 139V138H121ZM149 138H147V139H145V141L146 140H148ZM192 139V138H191ZM207 140H209V141H211L210 139H208V138H206ZM219 139V138H218ZM223 139V138H222ZM228 139V138H227ZM228 139V140H229ZM235 139V138H234ZM248 139L249 138H247L246 140L248 141ZM255 139V138H254ZM253 139V140H254ZM101 140V139H100ZM115 140V139H114ZM117 140V139H116ZM127 140V139H126ZM126 140H123V141H125L126 142ZM131 140V139H130ZM163 140V139H162ZM188 140H189V138H188ZM194 140H196V139H194ZM203 140V139H202ZM205 140V139H204ZM244 140V139H243ZM252 140V141H253ZM11 141V140H10ZM61 141V140H60ZM90 141V140H89ZM95 141V140H94ZM93 141V142H94ZM128 141V140H127ZM143 143L145 142V141H143V140H141ZM140 141V142H141ZM170 141H171V138H170ZM185 141V140H184ZM192 141V140H191ZM209 141L207 142V143H209ZM213 141H215L214 139H213ZM219 141V140H218ZM226 141V140H225ZM231 141V140H230ZM230 141H228L229 143H230ZM233 141V140H232ZM231 141V142H232ZM19 142V141H18ZM117 142V141H116ZM133 142V141H132ZM131 142V143H132ZM139 142V143H140ZM148 142V141H147ZM176 142V141H175ZM194 142V141H193ZM196 142V141H195ZM201 142V141H200ZM239 142H240V140H239ZM244 142V141H243ZM6 143V142H5ZM92 143V142H91ZM94 143H96V142H94ZM94 143H92V144H94ZM167 143V142H166ZM173 143H174V141H173ZM191 143V142H190ZM197 143H199V142H197ZM202 143V142H201ZM227 142H225V144H226ZM228 143V144H229ZM232 143H234V142H232ZM231 143V144H232ZM236 143V142H235ZM260 143V142H259ZM262 143V142H261ZM7 144V143H6ZM21 144H22V142H21ZM26 144V143H25ZM145 144H147L146 142H145ZM165 144V143H164ZM188 144V143H187ZM186 144V145H187ZM204 144H206V143H204ZM217 144H219V143H217ZM230 144V145H231ZM238 144V143H237ZM240 144V143H239ZM242 144V143H241ZM50 145V144H49ZM70 145V144H69ZM74 145V144H73ZM126 145V144H125ZM159 145V144H158ZM168 145V144H167ZM177 145V144H176ZM183 145V144H182ZM181 145V146H182ZM186 145H185V148H186ZM199 145V144H198ZM198 145H197V147H198ZM203 145V144H202ZM202 145H200V146H202ZM207 146H208V144H206ZM212 145H213V142H212ZM212 145H209V147H208V150H210L209 148H210V146L212 147ZM214 145H215V143H214ZM221 145V144H220ZM5 146V145H4ZM36 146V145H35ZM93 146V145H92ZM107 145H105V147H106ZM126 146H128V144L126 145ZM141 146V145H140ZM161 146V145H160ZM165 145H163V148L165 149L166 147H164ZM173 146V145H172ZM188 146V145H187ZM190 146V145H189ZM207 146H206V148H207ZM217 146V145H216ZM215 146V147H216ZM221 146H223V144L221 145ZM225 146V145H224ZM223 146V147H224ZM247 146V144L244 142V144L241 146V151H239L238 153L239 154H237V156L235 157V159L233 160V165L231 166V167H229V172H228V180H227V182H226V184H225V182H224V186H225V192H226V194L224 195V197H222V199L224 198V199H226V201H225V203L224 204H220V206L222 207V213L220 212V214H221V218H220V220H219V222H218V226H217V230H216V237H215V244H214V246L212 247V248H209L208 250H207V256H206V258H205V263L204 264H253V257H254V253H255V251H256V244H257V240H256V236H257V226H256V224L254 223L253 225H249V223H251L252 221H251V219H248L247 218V215H246V218H247V221H244L243 220V215H244V213H243V209L244 208H242V205H241V203L242 202H245V201H243L242 199L240 200V198H242L243 197V192H242V197H240L241 195H240V182H241V180H242V175H241V173L245 170V163L243 162V157H244V154H243V149L245 148ZM249 146V145H248ZM261 146V145H260ZM262 146H263V144H262ZM10 147V146H9ZM44 147V146H43ZM56 147V146H55ZM67 147V146H66ZM143 147V146H142ZM168 147V146H167ZM183 147V146H182ZM192 147H196L195 146V144L192 146ZM218 147H219V145H218ZM233 147H235L234 146V144H233V146L231 147V148H233ZM238 147V146H237ZM252 147V146H251ZM6 148H7V145H6ZM15 148V147H14ZM109 148V147H108ZM108 148H107V150H108ZM161 148V147H160ZM162 148V149H163ZM172 148V147H171ZM175 148H177V147H175ZM174 146H173V152L174 153H171L172 154V156H173V154H175V151H174ZM181 148V147H180ZM184 148V149H185ZM188 148V147H187ZM221 148V147H220ZM1 149V148H0ZM10 149V148H9ZM8 149V150H9ZM110 149V148H109ZM159 149V148H158ZM157 149V150H158ZM167 149V148H166ZM166 149H165V152H166ZM172 149H171V151H172ZM204 149V148H203ZM213 149H214V147H213ZM236 149V148H235ZM249 149V148H248ZM261 149V148H260ZM11 150V149H10ZM52 150V149H51ZM78 150V149H77ZM168 150V149H167ZM187 150V149H186ZM192 149H190V151H191ZM195 150H196V148H195ZM200 150V149H199ZM218 150V149H217ZM245 150V149H244ZM4 151H6V150H4ZM82 151V150H81ZM111 151V150H110ZM114 151V150H113ZM159 151V153H160V149L158 150ZM164 151V150H163ZM163 151H161V153L163 152ZM189 151V150H188ZM218 151H220V150H218ZM218 151H215V152H218ZM233 151H235V150H233ZM2 152V151H1ZM0 152V168H1V166L3 165V163H5V158H4V154H2ZM57 152V151H56ZM64 152V151H63ZM109 152V151H108ZM124 152H125V150H124ZM135 151H133L132 153H134ZM145 152V151H144ZM177 152V151H176ZM186 152V151H185ZM196 152V151H195ZM199 152V151H198ZM236 152V151H235ZM245 152V151H244ZM247 152H248V150H247ZM4 153V152H3ZM7 153H11V151H8ZM6 153V154H7ZM35 153V152H34ZM83 153V152H82ZM85 153V152H84ZM110 153V152H109ZM113 153V152H112ZM160 153V154H161ZM169 153V152H168ZM167 153V156H169V154ZM206 153V152H205ZM212 153H213V151H212ZM220 153V152H219ZM230 153V152H229ZM228 153V154H229ZM234 153V152H233ZM246 153V152H245ZM62 154V153H61ZM67 154V153H66ZM189 154V153H188ZM190 154L192 155V153L190 152ZM209 154H211V153H209ZM213 154H215V153H213ZM218 153H216V157L218 156L217 155ZM33 155V154H32ZM40 155V154H39ZM65 155V154H64ZM137 155V154H136ZM159 155V154H158ZM191 155H189L190 157H191ZM212 155V154H211ZM211 155H208V156H211ZM221 155H223L222 154V152H221V154H220V156ZM227 155V154H226ZM230 155V154H229ZM7 156H9V155H7ZM11 156L12 155H10L9 156V158H11ZM41 156V155H40ZM145 156H146V154H145ZM148 156V155H147ZM172 156H171V159H172ZM202 156H205V155H203L202 154ZM224 156V155H223ZM250 156V155H249ZM6 157V156H5ZM13 157V156H12ZM125 157H128V156H125ZM165 157V156H164ZM163 156H162V158H164ZM176 157V156H175ZM227 157V159L228 158H230V157H228V156H225V158ZM246 157H247V155H246ZM7 159H8V162H10V160H9V158L8 157H6ZM115 158H116V156H115ZM150 158H152L153 159V157H150ZM150 158H149V160H150ZM168 158V157H167ZM169 158H170V156H169ZM192 158V157H191ZM189 158V160L188 161H190V160H193V163H191V166H192V164H194V160H196V158ZM204 158V157H203ZM212 158V157H211ZM211 158H210V160H211ZM221 158V157H220ZM251 158V157H250ZM137 159V158H136ZM146 159H147V157H146ZM151 159V160H152ZM171 159H170V161H171ZM198 159V158H197ZM201 159V158H200ZM216 159V158H215ZM221 159H223V158H221ZM226 159V160H227ZM249 159V158H248ZM253 159V158H252ZM11 160H12V158H11ZM41 160H42V158H41ZM99 160V159H98ZM113 160V159H112ZM130 160V159H129ZM148 160V159H147ZM150 160V161H151ZM225 160V161H226ZM251 160V159H250ZM26 161V160H25ZM57 161V160H56ZM114 161H116V160H114ZM146 161V160H145ZM153 161V160H152ZM162 161H164V160H162ZM166 162L167 161H169V159L167 160H165ZM199 161H201V160H199ZM212 161H213V159H212ZM215 161H218V160H215ZM214 161V162H215ZM223 161H224V159H223ZM222 161V162H223ZM224 161V162H225ZM228 161V160H227ZM230 161H232V160H230ZM12 162V161H11ZM46 162V161H45ZM98 162V161H97ZM116 162H118V161H116ZM130 162V161H129ZM184 162V161H183ZM190 162H192V161H190ZM203 162V161H202ZM204 162H205V159H204ZM208 162V161H207ZM219 162V161H218ZM222 162L220 161L219 163H221L222 164ZM247 162V161H246ZM251 162H252V160H251ZM14 163V162H13ZM12 163V164H13ZM57 163V162H56ZM113 163V162H112ZM131 163V162H130ZM151 164L153 163V162H150ZM169 162H167V164H168ZM216 163V162H215ZM215 163H214V165H213V167L215 166ZM226 163V162H225ZM250 163V162H249ZM6 164V163H5ZM114 164V163H113ZM125 163H123V165H124ZM163 164H165V163H162V165ZM180 164V163H179ZM205 164V163H204ZM211 164V163H210ZM220 164V165H221ZM56 165V164H55ZM99 165V164H98ZM97 165V166H98ZM114 165H116V163L114 164ZM118 165V164H117ZM127 165V164H126ZM125 165V166H126ZM130 165V164H129ZM142 165V164H141ZM207 165H209L208 163H207ZM220 165H217L216 164V166L214 167L215 169H217L216 167L218 166V168H220L221 166ZM225 165V164H224ZM227 165H228V163H227ZM231 165V164H230ZM251 165V164H250ZM131 166V165H130ZM153 167H156V165H155V163H153V165H152ZM194 166H197V165H194ZM194 166H192L191 168L189 167L188 169H193V168H195ZM204 166V165H203ZM210 166V165H209ZM212 166V165H211ZM226 166V165H225ZM223 167V168H226V167ZM252 166V165H251ZM255 166V165H254ZM7 167H9L8 165H7ZM108 167V166H107ZM124 167V166H123ZM127 167H128V165H127ZM141 167V166H140ZM163 166H161V168L159 169V170H161V169H165V168H162ZM167 167V166H166ZM169 167V166H168ZM173 167V166H172ZM4 168V167H3ZM12 168V167H11ZM77 168V167H76ZM102 168H103V166H102ZM198 168V167H197ZM199 168H201V167H199ZM205 168V167H204ZM207 168V167H206ZM205 168V169H206ZM222 168V167H221ZM5 170H6V167L4 168ZM124 169V168H123ZM127 169V168H126ZM130 168H128V170H129ZM132 169V168H131ZM130 169V171L132 172V170H134V169H132L131 170ZM149 169H151L152 171H153V169H152V167L150 168L149 167ZM173 169V168H172ZM202 169V168H201ZM227 169V168H226ZM248 169V168H247ZM251 169H253V167H251L250 168V170ZM122 170V169H121ZM142 170H144V168L142 169ZM158 170V169H157ZM165 170H168V169H165ZM190 170V171H191ZM196 170V169H195ZM220 169H218V171H219ZM224 170V169H223ZM228 170V169H227ZM1 171H3V174L5 173L4 172V170L2 169ZM76 171V170H75ZM144 171H147V170H144ZM149 171V170H148ZM162 171V170H161ZM174 171V170H173ZM211 171H214V170H211ZM217 171V170H216ZM221 171H222V169H221ZM122 172V171H121ZM126 172V171H125ZM134 172V171H133ZM163 172H164V170H163ZM194 171H191V173H193ZM224 172H226V171H224ZM246 172V171H245ZM250 172V171H249ZM2 173V172H1ZM130 173V172H129ZM147 173V172H146ZM149 173V172H148ZM147 173V174H148ZM159 173V172H158ZM157 173V174H158ZM166 173V172H165ZM168 173V172H167ZM187 173V172H186ZM201 174V171L200 172H198V173H195V174ZM218 173V172H217ZM217 173H216V175H217ZM227 173V172H226ZM248 173V172H247ZM251 173V172H250ZM86 174V173H85ZM93 174V173H92ZM160 174V173H159ZM158 174V177L160 176ZM189 174V176L191 177V174H190V172L188 173ZM187 174V175H188ZM194 174V175H195ZM202 174H203V172H202ZM213 174V173H212ZM219 174V173H218ZM222 174V173H221ZM243 174V173H242ZM246 174V173H245ZM249 174V173H248ZM132 175V174H131ZM133 175H135V174H133ZM167 175H170V174H167ZM167 175H166V178H167ZM173 175V174H172ZM193 175V174H192ZM205 175H206V171H205ZM209 175H210V173H209ZM215 175V176H216ZM225 175V174H224ZM247 175V174H246ZM4 176V175H3ZM9 176V175H8ZM73 176V175H72ZM198 175H196L195 177L196 178H198L197 177ZM200 176V175H199ZM218 176V175H217ZM251 176V175H250ZM249 176V177H250ZM4 177H6V176H4ZM3 177V178H4ZM51 177V176H50ZM54 177H56V176H54ZM54 177H53V179H54ZM63 177V176H62ZM80 177V176H79ZM169 177V176H168ZM174 177V176H173ZM190 177H187V178H189V180L191 181L192 179H190ZM194 177V176H193ZM206 177H207V175H206ZM209 177H211V175L209 176ZM221 177V176H220ZM223 177V176H222ZM1 178V177H0ZM131 178V177H130ZM154 178V177H153ZM159 178H161L162 179V176L161 177H159ZM163 178H164V176H163ZM184 178H185V176H184ZM186 178V179H187ZM192 178V177H191ZM201 178H202V175H201ZM200 178V179H201ZM203 178H204V175H203ZM212 179H213V177H211ZM216 178V177H215ZM214 178V179H215ZM225 178V177H224ZM248 178V177H247ZM251 178V177H250ZM5 179V178H4ZM50 179V178H49ZM52 179V180H53ZM85 179V178H84ZM88 179V178H87ZM94 179V178H93ZM97 179V178H96ZM124 179V178H123ZM155 179V178H154ZM161 179H159V180H161ZM194 179V178H193ZM207 179V178H206ZM219 179V178H218ZM223 179V178H222ZM222 179H219L220 181L222 180ZM244 179V178H243ZM245 179H246V177H245ZM249 179V178H248ZM1 181H3L2 179H0ZM6 180H7V178H6ZM14 180V179H13ZM34 180V179H33ZM51 180V179H50ZM63 180V179H62ZM103 180V179H102ZM101 180V181H102ZM158 180V181H159ZM168 180V179H167ZM171 180V179H170ZM169 180V181H170ZM189 180H188V182H189ZM216 180H217V178H216ZM216 180H214L215 182H216ZM0 181V182H1ZM12 181V180H11ZM11 181H9V183L11 182ZM55 181V180H54ZM64 181V180H63ZM140 181V180H139ZM157 181V182H158ZM162 182H163V179L161 180ZM165 181V180H164ZM202 181H204V180H202ZM208 181V180H207ZM209 181H211V179L209 180ZM209 181L207 182L208 184H211V182L209 183ZM46 182V181H45ZM47 182H50V181H47ZM53 182V181H52ZM91 182V181H90ZM130 182V181H129ZM156 182V181H155ZM160 182V181H159ZM162 182H160V184L162 183ZM173 182H175L174 180H173ZM179 182V181H178ZM185 182H186V180H185ZM197 182H199V181H196V183ZM223 182V181H222ZM247 182H248V180H247ZM2 183V182H1ZM9 183H7V184H9ZM12 183V182H11ZM10 183V184H11ZM76 183V182H75ZM154 183V182H153ZM171 183V182H170ZM3 184V183H2ZM1 184V185H2ZM6 184V183H5ZM9 184V185H10ZM47 184H49L50 185V183H47ZM54 184V183H53ZM132 184V183H131ZM138 184V183H137ZM162 184H164V183H162ZM161 184V185H162ZM169 183H167L166 185H168ZM172 184V183H171ZM170 184V185H171ZM192 184H193V182H192ZM194 184H195V181H194ZM203 184H204V182H203ZM213 184H214V182H213ZM46 185V184H45ZM66 185V184H65ZM97 185V184H96ZM122 185V184H121ZM133 185V184H132ZM147 185H149V184H147ZM154 185V184H153ZM170 185H168V187L170 186ZM178 185H179V183H178ZM182 185V184H181ZM186 185V184H185ZM190 185V184H189ZM196 185V184H195ZM202 185V184H201ZM6 186V185H5ZM135 186V185H134ZM183 186H184V184H183ZM193 186V185H192ZM198 186V185H197ZM197 186H194V187H197ZM209 186V188H210V186H212V185H208ZM220 186H223V185H220ZM224 186H223V188H224ZM246 186H247V184H246ZM255 186V185H254ZM153 187V186H152ZM172 187V186H171ZM180 187V186H179ZM185 187H187V186H185ZM2 188V187H1ZM0 188V189H1ZM7 188H8V186H7ZM94 188V187H93ZM96 188V187H95ZM134 189H135V187H133ZM159 188H161L162 189V186H160ZM173 188H175V187H173ZM183 188V187H182ZM181 188V189H182ZM188 188H190V187H188ZM202 189H203V191H205L206 192V190H204V188H205V186H204V188H203V185H202V187H201ZM208 188V189H209ZM213 188V187H212ZM243 188V187H242ZM51 189V188H50ZM64 189V188H63ZM68 189V188H67ZM106 189V188H105ZM155 188L153 187V190H154ZM157 189V188H156ZM166 189V188H165ZM172 189V188H171ZM170 189V190H171ZM191 190H192V188H190ZM200 189V188H199ZM221 189V188H220ZM4 190V193H5V188L3 189ZM29 190V189H28ZM69 190V189H68ZM160 190V189H159ZM167 191H169L168 189H166ZM176 190H178V189H176ZM161 191H163V190H161ZM182 191V190H181ZM190 191V190H189ZM195 191V190H194ZM212 191H214V189L212 190ZM247 191V190H246ZM1 192H2V190H1ZM76 192H77V190H76ZM200 192V191H199ZM223 192V191H222ZM7 193V192H6ZM9 193V192H8ZM46 193V192H45ZM80 193V192H79ZM151 193V192H150ZM178 193V192H177ZM185 193H186V191H185ZM194 193H196V192H194ZM201 193V192H200ZM200 193H196L197 195H199ZM71 194V193H70ZM69 194V195H70ZM86 194V193H85ZM154 194H155V191H154ZM170 194H172V190H171V193ZM187 194V193H186ZM193 194V193H192ZM224 194V193H223ZM246 194V193H245ZM98 195V194H97ZM135 195V194H134ZM167 195H169V194H166V196ZM177 195H179V194H177ZM201 195V194H200ZM5 197H6V194L4 195ZM63 196V195H62ZM71 196H73V195H71ZM88 196V195H87ZM158 196V195H157ZM166 196H164V199H165V197ZM182 196V195H181ZM187 196V195H186ZM186 196H185V198H186ZM189 196V195H188ZM203 196V195H202ZM226 196V197H225ZM90 197V196H89ZM108 197V196H107ZM155 197H156V195H155ZM163 197V196H162ZM169 197H170V195L168 196V199H169ZM174 197V196H173ZM192 197V196H191ZM190 197V198H191ZM1 198V197H0ZM76 198H77V196H76ZM120 198V197H119ZM126 198V197H125ZM133 198V197H132ZM137 198V197H136ZM145 198V196L143 197V199ZM159 199H160V197H158ZM158 198H156L157 200H158ZM171 198V197H170ZM175 198V197H174ZM188 198V197H187ZM194 198H195V194H194ZM202 198V197H201ZM205 198V197H204ZM5 199H7V198H5ZM70 199V198H69ZM68 199V200H69ZM72 199V198H71ZM134 199V198H133ZM162 199V198H161ZM172 199V198H171ZM171 199H170V201L169 202H171ZM176 199H178V198H176ZM182 199V198H181ZM193 199V198H192ZM203 199V198H202ZM9 200V199H8ZM19 200V199H18ZM120 200H121V198H120ZM145 200V199H144ZM175 200V199H174ZM180 200V199H179ZM191 200V199H190ZM194 201H195V199H193ZM222 200V201H223ZM3 201V200H2ZM113 201V200H112ZM125 201V200H124ZM173 201V200H172ZM178 201V200H177ZM194 201H191V202H194ZM199 201V200H198ZM222 201H221V203H222ZM242 201V202H241ZM19 202V201H18ZM35 202V201H34ZM59 202V201H58ZM130 202V201H129ZM141 202V201H140ZM145 202V201H144ZM152 202V201H151ZM160 202H163L162 200L161 201H159V203ZM176 202V201H175ZM182 202V201H181ZM196 202V201H195ZM10 202H8V203H6L5 205H7V204H9ZM29 203V202H28ZM116 203V202H115ZM131 203H133V202H131ZM167 203V202H166ZM206 203V202H205ZM256 203V202H255ZM25 204V203H24ZM54 204V203H53ZM83 204V203H82ZM124 204V203H123ZM140 204V203H139ZM141 204H143V203H141ZM197 204V203H196ZM210 204V203H209ZM208 204V205H209ZM251 204V203H250ZM252 204H253V202H252ZM10 205V204H9ZM70 205V204H69ZM84 205V204H83ZM112 205V204H111ZM166 205V204H165ZM171 205H172V203H171ZM180 205H182V204H179V206ZM192 205V204H191ZM195 205V204H194ZM201 205V204H200ZM8 206V205H7ZM31 206H32V204H31ZM76 206V205H75ZM126 206V205H125ZM132 206V205H131ZM140 206H142V205H140ZM153 206V205H152ZM163 206V205H162ZM167 206V205H166ZM165 206V207H166ZM252 206V205H251ZM3 207H5V206H3ZM18 207V206H17ZM34 207V206H33ZM49 207V206H48ZM67 207V205L65 206V208ZM88 207V206H87ZM117 207V206H116ZM127 207V206H126ZM138 207H139V205H138ZM158 207V206H157ZM164 207V206H163ZM181 208H182V206H180ZM197 207L198 206H196V208L195 209H197ZM204 207V206H203ZM206 207V206H205ZM216 207V206H215ZM9 208H10V206H9ZM15 208V207H14ZM13 208V209H14ZM135 208H137V207H135ZM190 208V207H189ZM211 208V207H210ZM209 208V209H210ZM3 209H7V208H3ZM3 209L1 210V211H3ZM27 209H28V206H27ZM101 209V208H100ZM116 209V208H115ZM127 209V208H126ZM149 209V208H148ZM148 209H146L147 211H148ZM152 210H153V207L151 208ZM164 209V208H163ZM166 209H168V208H166ZM185 209V208H184ZM194 209V210H195ZM251 209V208H250ZM10 210H12V209H10ZM73 210V209H72ZM76 210V209H75ZM104 210V209H103ZM107 210V209H106ZM131 210H133V209H131ZM170 210H171V207H170ZM187 210V209H186ZM188 210H190V209H188ZM193 209H192V211H194ZM255 210H257V209H255ZM255 210H253L252 211V213L255 211ZM0 211V212H1ZM5 211V210H4ZM9 211V210H8ZM69 211V210H68ZM71 211V210H70ZM139 211H140V214H139V217H138V219H137V221H139V223H140V225H141V222H142V219L143 218H148V217H146V215L148 214H146L145 212H147V211H143V212H141V210H140V207H139ZM167 211H169V209L167 210ZM166 211V212H167ZM205 211V210H204ZM72 212V211H71ZM70 212V213H71ZM122 212V211H121ZM184 212V211H183ZM182 212V213H183ZM196 212V211H195ZM5 213V212H4ZM57 213H58V211H57ZM65 213L67 214V211H65ZM128 213L131 215V211L129 212V210H128ZM127 213V214H128ZM139 213V212H138ZM150 214H151V212H149ZM186 213V212H185ZM197 213H200V212H198L197 211ZM251 213V214H252ZM2 214H3V212H2ZM61 214H62V212H61ZM87 214V213H86ZM134 214H135V212H134ZM148 215V216H151V215ZM167 214H168V212H167ZM192 213L190 212V215H191ZM203 214V213H202ZM205 214V213H204ZM203 214V215H204ZM250 214V215H251ZM5 215V214H4ZM11 215V214H10ZM47 215V214H46ZM55 215H56V213H55ZM60 215V214H59ZM58 215V216H59ZM65 215V214H64ZM68 215V214H67ZM138 215V214H137ZM137 215H136V217H137ZM171 215H172V213H171ZM187 215V214H186ZM189 215V216H190ZM193 215V214H192ZM198 215V214H197ZM7 216H9V215H7ZM12 216H14V215H12ZM41 216V215H40ZM63 216V215H62ZM69 216V215H68ZM124 216V215H123ZM126 216V215H125ZM176 216H177V214H176ZM176 216H175V218L174 219H176ZM188 216V215H187ZM256 216V215H255ZM259 216V215H258ZM32 217H33V215H32ZM39 217V216H38ZM38 217H36V218H38ZM46 217V216H45ZM66 217V216H65ZM129 217V216H128ZM143 217V218H142ZM151 217H153L154 218V215H152ZM151 217H150V219H151ZM178 217V216H177ZM182 217V216H181ZM185 217V216H184ZM204 217V216H203ZM219 217V216H218ZM217 217V218H218ZM11 219H12V217H10ZM60 219H61V217H59ZM59 218H57V219H59ZM113 218V217H112ZM121 218V217H120ZM165 219H164V227L166 228L167 226H170L171 225V219H168V218H166V217H164ZM245 218V217H244ZM245 218V219H246ZM259 218H260V216H259ZM56 219V218H55ZM64 219V218H63ZM72 219V218H71ZM115 219H117V218H115ZM133 219V218H132ZM156 219V218H155ZM188 219V218H187ZM257 219V218H256ZM261 219V218H260ZM260 219L258 220V221H260ZM25 220V219H24ZM35 220V219H34ZM65 220H66V218H65ZM202 220V219H201ZM5 221V220H4ZM18 221V220H17ZM20 221V220H19ZM39 221H41V220H39ZM44 220L42 219V221L40 222V223H42ZM116 221V220H115ZM129 221V220H128ZM132 221V220H131ZM130 221V222H131ZM133 221H134V219H133ZM132 221V222H133ZM150 221H152V219L151 220H149V222ZM157 220H155V221H153L154 223L156 222ZM177 222H178V220H176ZM180 221V220H179ZM210 221V220H209ZM12 222H13V220H12ZM45 222L46 221H44V224H45ZM57 221H54V223H56ZM62 222V221H61ZM67 222V221H66ZM144 222H146L145 220H144ZM148 222V221H147ZM146 222V223H147ZM159 222V221H158ZM161 222V221H160ZM213 222V221H212ZM34 223V222H33ZM54 223L53 224H51L52 226L51 227H53V225H54ZM68 223V222H67ZM71 223V222H70ZM78 223V222H77ZM112 223V222H111ZM129 223V222H128ZM152 223V222H151ZM154 223H153V225H154ZM162 223V222H161ZM253 223V222H252ZM251 223V224H252ZM14 224V223H13ZM59 224V223H58ZM130 224V223H129ZM135 224V223H134ZM149 224V223H148ZM188 224V223H187ZM194 224V223H193ZM212 224H214V223H212ZM258 224V223H257ZM71 225H72V223H71ZM114 225H116L115 223H114ZM143 226H144V224H142ZM156 225V224H155ZM177 225V224H176ZM175 225V226H176ZM4 226V225H3ZM142 226V227H143ZM209 226H210V224H209ZM213 226V225H212ZM1 227V226H0ZM5 227V230H6V226H4ZM8 227V226H7ZM41 228L40 229H42L43 230V228L42 227H44V226H40ZM141 227V228H142ZM148 227V226H147ZM150 227H152V225L150 224ZM162 227V226H161ZM114 228V227H113ZM207 228H209V227H207ZM2 229V228H1ZM10 229H12L13 230V228H10ZM53 229V228H52ZM143 229V228H142ZM151 229V228H150ZM176 229H179L178 227L176 228ZM4 230V231H5ZM17 230V229H16ZM23 230V229H22ZM21 230V231H22ZM3 231V232H4ZM19 231V230H18ZM45 231H47V230H45ZM44 231V232H45ZM137 231V230H136ZM151 231V230H150ZM11 232V231H10ZM42 232V231H41ZM51 232V231H50ZM202 232V231H201ZM7 233V232H6ZM11 233H13V232H11ZM19 233H20V231H19ZM21 233H23V232H21ZM46 233V232H45ZM44 233V234H45ZM67 233V232H66ZM69 234H70V232H68ZM2 234V233H1ZM0 234V235H1ZM8 234V233H7ZM44 234H43V238H45L44 237ZM48 234V233H47ZM46 234V235H47ZM135 234V233H134ZM176 234H178L177 233V231H176ZM184 234V233H183ZM4 235V234H3ZM13 235V234H12ZM52 234H50V236H51ZM133 235V234H132ZM16 236V235H15ZM14 236V237H15ZM29 236V235H28ZM12 237V236H11ZM18 237H19V235H18ZM48 237V236H47ZM176 237H177V235H176ZM49 238V237H48ZM65 238V237H64ZM137 238H138V235H137ZM2 239H4V237L2 238L1 237V241H2ZM11 239V238H10ZM9 239V240H10ZM16 239H17V236H16ZM15 239V240H16ZM19 239V238H18ZM139 239V238H138ZM137 239V241H136V243H134V245H135V249H134V253L138 256V254L140 253V250H142L143 249V247L141 246V241H140V239H141V236H140V239L138 240ZM8 239H7V237H6V241H9ZM14 240V241H15ZM21 240V239H20ZM133 240V239H132ZM207 240V239H206ZM0 241V242H1ZM5 241V240H4ZM3 241V242H4ZM13 241V242H14ZM19 240H17V242H18ZM43 241H46V240H43ZM49 241V240H48ZM58 241H60V240H58ZM134 241H135V239H134ZM157 241V240H156ZM11 242V241H10ZM147 242V241H146ZM5 243V242H4ZM3 243V244H4ZM19 243V242H18ZM27 243V242H26ZM26 243H22L23 245H25ZM1 244V243H0ZM21 244V245H22ZM144 244V243H143ZM12 245H13V243H12ZM31 245V244H30ZM54 245H56V243L54 244ZM54 245L52 246L53 248H54ZM109 245V244H108ZM133 245V246H134ZM201 245V244H200ZM207 245V244H206ZM205 245V246H206ZM4 246V245H3ZM16 246L18 247V245L16 244ZM26 246H27V244H26ZM57 246V245H56ZM199 246V245H198ZM17 247H15V248H17ZM20 247V246H19ZM22 247V246H21ZM25 247V246H24ZM48 247V246H47ZM69 247V246H68ZM259 247V246H258ZM13 248V247H12ZM11 248V249H12ZM49 248V247H48ZM56 248V247H55ZM58 248V247H57ZM109 248V247H108ZM23 249H26V248H23ZM28 249V248H27ZM50 249V248H49ZM49 249L47 250V251H49ZM152 249H153V247H152ZM15 249H12V251H14ZM55 250V249H54ZM205 250V249H204ZM22 251V250H21ZM62 251V250H61ZM69 251V250H68ZM79 251V250H78ZM51 252V250L49 251V253ZM56 252V251H55ZM77 252V251H76ZM262 252V251H261ZM22 253V252H21ZM25 253V252H24ZM26 253H27V251H26ZM52 253V252H51ZM58 253V251L56 252V254ZM60 253V252H59ZM58 253V254H59ZM131 253H133V252H131ZM152 253V252H151ZM15 254H16V252H15ZM20 254V253H19ZM111 254V253H110ZM53 255H54V252H53ZM119 255V254H118ZM17 256H18V254H17ZM16 255H15V258H14V260L16 259V257H17ZM46 256H47V254H46ZM52 256V255H51ZM128 256H130V255H128ZM135 256V255H134ZM152 256H153V254H152ZM133 257V256H132ZM262 257V256H261ZM20 258V257H19ZM19 258H17V259H19ZM97 258H98V256H97ZM147 258V257H146ZM5 259H7V257H5ZM11 259V258H10ZM16 259V260H17ZM23 259V258H22ZM48 259V258H47ZM58 259V258H57ZM123 259V258H122ZM135 259V258H134ZM202 259V257L200 258V260ZM1 260V259H0ZM4 260V259H3ZM12 260V259H11ZM33 260V259H32ZM55 261H56V259H54ZM98 260V259H97ZM129 260H131V259H129ZM149 260V259H148ZM261 260V259H260ZM13 261V260H12ZM39 261H40V259H39ZM38 261V262H39ZM51 261V260H50ZM62 261V260H61ZM113 261V260H112ZM150 261H151V259H150ZM204 261V260H203ZM3 262H5V261H3ZM17 262V261H16ZM28 262H29V260H28ZM48 262H49V260H48ZM53 262V261H52ZM92 262H93V260H92ZM200 262H202V261H200ZM6 263H8V259H7V261H6ZM5 263V264H6ZM44 263V262H43ZM45 263H47L46 261H45ZM89 263H90V261H89ZM108 263V262H107ZM135 263V262H134ZM194 263V262H193ZM264 263V262H263ZM262 263V264H263ZM1 264H3V263H1ZM35 264V263H34ZM39 264V263H38ZM48 264V263H47ZM50 264V263H49ZM70 264V263H69ZM76 264V263H75ZM92 264V263H91ZM150 264V263H149Z\"/></svg>","mask_w":264,"mask_h":264}]
</instances>
